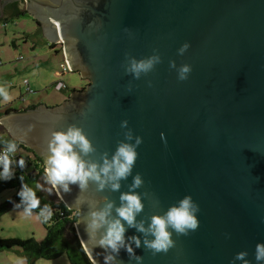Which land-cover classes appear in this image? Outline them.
<instances>
[{
  "label": "water",
  "instance_id": "1",
  "mask_svg": "<svg viewBox=\"0 0 264 264\" xmlns=\"http://www.w3.org/2000/svg\"><path fill=\"white\" fill-rule=\"evenodd\" d=\"M14 2L41 22L49 43H61L70 70L87 84L60 104L3 113L0 126L42 157L53 127L76 125L94 148L82 159L100 165L119 143L143 138L118 190L89 180L84 189L70 184V191L57 194L77 211L83 249L90 213L111 203L109 219H115L122 193L141 197L136 219L145 227L191 196L199 227L186 234L169 227L173 246L166 253L153 255L143 246L152 236L128 229L141 236L135 253L142 264H232L243 250L255 264V245L264 242V0H0V19ZM154 54L161 62L151 72L135 79L126 71L132 57ZM183 64L192 71L180 81ZM129 130L132 140H126ZM137 173L143 183L133 189ZM85 252L91 261L103 255L101 249ZM119 258L136 264L123 250Z\"/></svg>",
  "mask_w": 264,
  "mask_h": 264
},
{
  "label": "clouds",
  "instance_id": "2",
  "mask_svg": "<svg viewBox=\"0 0 264 264\" xmlns=\"http://www.w3.org/2000/svg\"><path fill=\"white\" fill-rule=\"evenodd\" d=\"M189 47V43H184L178 50L179 54L183 55ZM160 62L159 54L140 60L132 57L126 71H130L135 79H139L141 73L151 72ZM169 67H176L174 60L169 61ZM191 71L190 64L181 65L177 72V79L187 80ZM0 97L5 102L12 98L2 88H0ZM121 127L127 128L128 121L122 120ZM125 136L126 140L133 139L131 130ZM161 139H164L163 133H161ZM142 142L143 138L137 135L134 143H119L111 160L105 156L103 164L100 165L96 162L85 161L80 155L81 153L87 155L94 151L82 128L69 125L65 130H55L53 127L47 136L46 149L41 154L43 180L44 184L49 187L44 188L40 183H36L33 187L24 183L22 176L19 177L21 184L16 192L19 202L15 203L14 207L22 209L25 216H32L33 210L39 209L36 213L37 217L46 222L52 217L53 211L50 204H44L41 207L40 198L36 194L38 190H47L49 194L55 191L61 195L70 191V184H78L80 189L86 188L89 180L98 182L100 189L110 185L113 190H118L120 188L119 181L126 179L132 173L138 157L137 149ZM0 143H2V147H0V182H7L16 178V168L24 169L25 160L23 157L16 159L18 143L15 139L4 140ZM142 183V177L137 173L133 177V184L130 187L139 188ZM120 199L122 204L116 208L117 217L115 219H109L113 207L111 203L106 204L102 210L90 213V219L85 228L88 239H83L82 244L86 251L103 250L102 257L99 254L92 257L93 264H97V260L101 258L102 264H120L121 250L125 251L130 259H135L136 264H142L143 258L135 253V249L141 247V236L127 234L129 228L135 229L136 233L152 236L151 240H143V246L155 255L160 252L166 253L173 246L168 231L169 227L181 234H186L188 229L194 231L199 227L196 215L199 206L191 196H185L178 205L171 206L164 216H153L147 227L144 222L136 219L144 208L141 197L135 192H128L122 193ZM102 228L103 232H100L99 230ZM248 255L247 250L235 253L232 264L236 260L241 261V264H251L247 259ZM254 260L255 264H264V242H258L255 245Z\"/></svg>",
  "mask_w": 264,
  "mask_h": 264
},
{
  "label": "rangeland",
  "instance_id": "3",
  "mask_svg": "<svg viewBox=\"0 0 264 264\" xmlns=\"http://www.w3.org/2000/svg\"><path fill=\"white\" fill-rule=\"evenodd\" d=\"M12 43L15 44V47ZM32 45H35L36 51L31 50ZM55 45L59 46L57 43ZM54 46L50 47L47 38L43 37L29 14L11 16L6 22L0 21V61L2 63L0 65V88L6 90L12 97L7 102L0 97V109L6 106H12L13 109L26 108L33 102L40 101L48 106H54L67 98L68 94L65 88L56 90L46 83V88L45 85H42L35 89V92L28 93L24 101L21 99L19 86L21 85L22 93L25 94L24 79L28 80L32 73H38L37 64L39 63H42L43 66L47 63L46 67L52 68L53 80L62 79L70 91L81 89L87 84V80L83 79L76 71L69 70L62 75L58 74V76L55 74V70L61 71L59 63L62 62V55L56 51ZM32 51L39 54L36 64L31 58ZM38 183L44 188L49 187L44 184L43 178H40ZM17 191L18 188L15 187L0 189V238L19 237L34 238L36 241L43 240L45 228L36 213L33 212L32 216H25L22 209L14 207V204L17 203L15 199ZM38 192L44 197L59 199L55 191L51 194L47 190H38ZM33 261L34 264H70L65 253L54 259L36 256ZM0 264H27V259L24 252L17 247L3 249L0 250Z\"/></svg>",
  "mask_w": 264,
  "mask_h": 264
},
{
  "label": "trees",
  "instance_id": "4",
  "mask_svg": "<svg viewBox=\"0 0 264 264\" xmlns=\"http://www.w3.org/2000/svg\"><path fill=\"white\" fill-rule=\"evenodd\" d=\"M12 9L11 16H20L27 14L26 10H20L17 8L16 3L10 4ZM10 17L4 19L5 22ZM0 20V21H1ZM54 46V44H53ZM74 90V89H72ZM71 90V91H72ZM30 105L29 107H34ZM21 108L19 110H24ZM17 109H6L0 111V115L10 111H16ZM8 139H13L5 129L0 126V142ZM17 141V140H16ZM18 145L23 149V158L25 160L24 169L16 168V178L7 181L0 182V189L2 188H20L21 180L19 177H23V182L30 186H35L40 178H43V160L32 149L28 148L24 143L17 141ZM2 147V143H0ZM22 157L19 155L16 159ZM40 198L41 207L44 204H50L53 215L48 221H42L45 228V237L41 241H36L34 238H19V237H5L0 238V250L11 249L17 247L21 249L27 259V264H34L33 259L36 256L44 259H54L61 254L65 253L70 264H93L85 250L83 249L78 236L75 231L74 223L77 220V211L69 209L60 199L48 198L42 196L39 192L36 193ZM16 201L19 202V197L16 195ZM39 209L33 210L37 213Z\"/></svg>",
  "mask_w": 264,
  "mask_h": 264
},
{
  "label": "crops",
  "instance_id": "5",
  "mask_svg": "<svg viewBox=\"0 0 264 264\" xmlns=\"http://www.w3.org/2000/svg\"><path fill=\"white\" fill-rule=\"evenodd\" d=\"M18 9H20V10H25V8H24V5H23V2H22V6L21 7H19ZM27 12V11H26ZM12 13V12H11ZM11 13H9V14H7L6 16H4V18H6V17H11ZM27 15H28V13H27ZM4 18H2V19H4ZM1 20V19H0ZM34 21H35V23H36V26L38 27V29L41 31V33H42V35H43V37L46 39V36L43 34V31H42V25H41V22L39 21V20H36V19H34ZM4 24H6V23H4ZM25 43V42H24ZM49 43V42H48ZM53 44L55 45L56 43H50V47H52L53 46ZM12 45L15 47V44L14 43H12ZM61 47H62V45H60L59 44V46L57 45H55L54 46V48L56 49V51H59L60 53H61V55H62V62H63V59H64V55H63V52H62V49H61ZM31 50H35L36 51V48H35V45H32L31 46ZM32 56H31V58L33 59V62H34V64H36V62H37V59L36 58H38L39 57V54L38 53H34V51H32ZM62 62H60L59 63V66H60V64L62 63ZM2 63H1V61H0V65H1ZM38 66V73H32V75H31V78H28V83H29V86L30 87H32L33 88V91L35 92L36 90L35 89H37V88H39V87H41L42 85H45V88H46V83L47 84H49V86H54V84L57 82V81H59V80H53V73H52V68H47L46 67V65H47V63H45L44 64V66H43V64L42 63H39V64H37ZM49 65V64H48ZM34 66V65H33ZM55 74L58 76V74H60V71H56L55 70ZM61 75V74H60ZM62 80V79H61ZM60 80V81H61ZM62 82L65 84V90H66V93L68 94L69 92H70V90H69V87L67 86V84L62 80ZM22 84H23V82H22ZM13 85V84H12ZM23 86H24V84H23ZM12 87V86H11ZM25 91V90H24ZM19 93H21V95L23 94L22 93V88H21V85L19 86ZM43 101H40V102H33V104H30V105H38V104H41ZM45 103V102H44ZM29 105V106H30ZM6 109H13L12 108V106H6L5 108H2V109H0V111H4V110H6ZM21 109V108H20ZM17 110H19V109H17Z\"/></svg>",
  "mask_w": 264,
  "mask_h": 264
},
{
  "label": "built area",
  "instance_id": "6",
  "mask_svg": "<svg viewBox=\"0 0 264 264\" xmlns=\"http://www.w3.org/2000/svg\"><path fill=\"white\" fill-rule=\"evenodd\" d=\"M60 66H61V71H60V74H61V75L64 74V73H66V72H68V71L70 70V67H69L68 62H67V60L65 59V57H64V59H63V62L60 64ZM24 84H25V94H22V95H21V99H22L23 101L26 99V95H27L28 93H32V92H33L32 88L29 86L28 80H25V79H24ZM53 87H54L56 90H62V89L65 88L66 86H65V84H64L62 81L59 80V81H57V82L54 84ZM19 155H21V156L23 157V149L20 147V145H18V150H17L16 158H17Z\"/></svg>",
  "mask_w": 264,
  "mask_h": 264
},
{
  "label": "flooded vegetation",
  "instance_id": "7",
  "mask_svg": "<svg viewBox=\"0 0 264 264\" xmlns=\"http://www.w3.org/2000/svg\"><path fill=\"white\" fill-rule=\"evenodd\" d=\"M11 4V3H10ZM10 4L8 3L7 5H6V7H7V11L10 9ZM57 44H60L61 45V43H57ZM61 49H62V47H61ZM69 94V93H68Z\"/></svg>",
  "mask_w": 264,
  "mask_h": 264
}]
</instances>
